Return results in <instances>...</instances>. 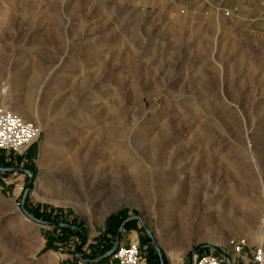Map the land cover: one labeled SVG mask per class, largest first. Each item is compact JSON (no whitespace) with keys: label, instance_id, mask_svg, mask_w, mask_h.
I'll use <instances>...</instances> for the list:
<instances>
[{"label":"rangeland","instance_id":"1","mask_svg":"<svg viewBox=\"0 0 264 264\" xmlns=\"http://www.w3.org/2000/svg\"><path fill=\"white\" fill-rule=\"evenodd\" d=\"M10 98L42 133L0 153V264H86L133 217L121 241L146 264L157 253L143 226L166 264L233 239L264 246V0H0ZM104 121L127 126V155L106 151ZM28 185L36 220L21 209Z\"/></svg>","mask_w":264,"mask_h":264},{"label":"built area","instance_id":"2","mask_svg":"<svg viewBox=\"0 0 264 264\" xmlns=\"http://www.w3.org/2000/svg\"><path fill=\"white\" fill-rule=\"evenodd\" d=\"M8 92L5 86L3 93ZM42 129L39 124L23 120L6 102L0 104V152L13 155L23 154L40 137ZM225 255L230 263L214 251L193 252L191 264H264L263 245H251L247 238L231 240ZM83 264V263H82ZM91 264V263H86ZM106 264H146L138 243L124 245L120 242Z\"/></svg>","mask_w":264,"mask_h":264},{"label":"bare ground","instance_id":"3","mask_svg":"<svg viewBox=\"0 0 264 264\" xmlns=\"http://www.w3.org/2000/svg\"><path fill=\"white\" fill-rule=\"evenodd\" d=\"M33 85V84H32ZM7 105L13 110V111H15L16 113H17V115L19 116V117H21L23 120H26V121H33V122H38V120H36V118L34 119V120H31L30 119V117L28 116V111H26V109L25 108H19V109H16V108H14V107H12V98H10L9 99V101L7 102ZM197 116V115H196ZM117 121V120H116ZM105 123H101V124H99L100 126H102V136L104 137V140H105V147H107V149H106V151L107 150H111V152H116V153H120V154H122V155H127L128 154V146H129V144H128V146H127V140H126V136L125 135H123L124 134V132L122 131V130H124L126 127H124L122 124H120V125H122L121 126V132H119V130H120V127H119V130H118V132L117 133H115V131L112 133V131L110 130V129H114L115 127H113V126H115V124L112 126V123L110 122V121H104ZM123 123H126V122H124V121H122ZM114 123H116V122H114ZM118 123H120V121L118 122ZM117 126V125H116ZM101 128V127H100ZM127 129V128H126ZM125 129V130H126ZM108 130H110V131H108ZM116 130V129H115ZM108 131V132H107ZM100 132V131H99ZM51 134V133H50ZM100 135V134H99ZM128 139V138H127ZM143 140V139H142ZM140 141V140H139ZM145 140H143V142H141V143H146V142H144ZM148 142V141H147ZM150 142V141H149ZM50 144H51V141L48 139V142H47V144L46 145H44V148H43V153L45 154L47 151H49L50 150ZM103 145H104V143H102ZM139 143H137V145H138ZM147 144V143H146ZM145 144V145H146ZM149 144V143H148ZM48 146V147H47ZM136 147V146H135ZM139 146H137V148H138ZM140 148V147H139ZM103 149V148H102ZM129 149H131V147L129 146ZM132 150V149H131ZM115 153V154H116ZM112 154V153H111ZM140 156H142L141 154H140ZM125 158H126V156H124ZM137 157V156H136ZM139 157V156H138ZM143 157V156H142ZM97 158V157H96ZM98 159H99V157H98ZM131 159V158H130ZM139 159V158H138ZM137 158L136 159H134V160H138ZM97 160V159H96ZM132 160V159H131ZM135 162V161H134ZM113 163V162H112ZM74 165H76L77 166V160L75 159V162L73 163ZM80 164V163H79ZM113 165H114V163H113ZM67 166H68V164H66V163H55L54 164V166H53V168L54 169H57V170H65L66 168H67ZM112 167V166H111ZM100 169V168H99ZM87 170V169H86ZM101 170V169H100ZM107 180V179H106ZM107 182L108 181H105V180H102L101 178L99 179L98 178V175H95L94 176V179L92 180V183L94 184L93 186L95 187V190H94V192H95V196L96 197H100L101 195H103L104 193H106L108 190H106V189H104V188H106L107 187ZM94 189V188H93ZM57 194V193H56ZM103 197V196H102ZM54 198H57L56 196H54ZM242 200V199H241ZM110 201V200H109ZM104 205H106V204H104ZM255 212H253V210L252 209H250L249 210V212L248 213H246L245 214V217H246V220L247 219H249V220H251V222L252 223H256V219H257V216L254 214ZM102 214V212L100 213V215ZM103 215V214H102ZM101 215V216H102ZM229 216V215H228ZM243 222H244V220H242V219H238V220H236L235 222L234 221H232V222H230V221H228L227 222V224L229 223V226L230 227H234V228H242V225H243ZM227 224H225V225H227ZM229 227V228H230ZM222 228H224V227H222ZM214 231V230H213ZM263 234H264V227H261V229H260V233H259V236H263ZM210 235V234H209ZM185 240V239H184ZM264 247V246H263Z\"/></svg>","mask_w":264,"mask_h":264},{"label":"water","instance_id":"4","mask_svg":"<svg viewBox=\"0 0 264 264\" xmlns=\"http://www.w3.org/2000/svg\"><path fill=\"white\" fill-rule=\"evenodd\" d=\"M4 171H11V172H24V170L22 169H19V168H12V169H4ZM30 188V185H28L27 187V190L25 191L24 193V196H23V199H22V203H21V209L22 211L24 212L25 215H27L29 218H31L32 220H36L34 217H32L28 212L27 210L24 208V202H25V199L27 197V194H28V189ZM132 220H140L139 217H133V218H129L127 220H125L123 222V224L121 225V227L119 228L118 230V234H117V240H116V243H115V246L112 248V250H110L107 254H105L103 257L101 258H98L94 261L92 260H84L82 259V262L84 263H91V264H96V263H100L101 261L105 260V259H108L113 253L114 251L116 250V248L119 246L120 242H121V236H122V233H123V230H124V227L125 225L132 221ZM42 223H45V222H42ZM46 224V223H45ZM49 224H52V225H56V226H64V227H70V228H73L75 230H77V228L75 226H70V225H67V224H62V223H49ZM147 236L149 237V239L152 240L154 246H155V249L156 251L158 252L159 256L162 257V254H161V250L160 248L158 247V245L156 244L154 238H153V235L151 234V232L145 227L143 226ZM82 232V234L85 236V233L83 231H80ZM80 248L81 246L77 249V255L80 257ZM205 249H210L214 252H216L217 254L221 255L222 257H224L228 263H230V260H229V257L225 255V253L218 249V248H215V247H212V246H203L199 252H203ZM195 253V252H194ZM162 264H164V262L162 261Z\"/></svg>","mask_w":264,"mask_h":264},{"label":"trees","instance_id":"5","mask_svg":"<svg viewBox=\"0 0 264 264\" xmlns=\"http://www.w3.org/2000/svg\"><path fill=\"white\" fill-rule=\"evenodd\" d=\"M111 219L113 220L114 217H111L110 220H111ZM133 221H134V220L128 222V223L125 225L124 229H126L128 226H131V224H132ZM123 222H124V220L119 224L118 227L111 229V230H110V233L115 232V234L117 235L118 230H119V228L121 227V225L123 224ZM110 250H112V245H108V247L105 246V247L101 250V256H103L104 254H106V253L109 252ZM199 251H200V248L197 249V250H195L194 252H199ZM203 252H204V251H203ZM156 253H157V254H156V256H155V260L149 261L148 264H162V260H161V258H160V256H159V254H158L157 251H156ZM98 258H99V256H96V257H94V258H92V259H89V260L94 261V260H96V259H98ZM105 260L107 261V259H105ZM105 260H103V261H105ZM103 261H102V262H103ZM100 263H101V262H100ZM97 264H99V263H97ZM164 264H166L165 260H164Z\"/></svg>","mask_w":264,"mask_h":264},{"label":"crops","instance_id":"6","mask_svg":"<svg viewBox=\"0 0 264 264\" xmlns=\"http://www.w3.org/2000/svg\"><path fill=\"white\" fill-rule=\"evenodd\" d=\"M0 153H3V154H6V155H9L8 153H5V152H0ZM7 169H12V168H7ZM20 169V168H19ZM6 172H11V171H6ZM128 238H132V239H135V237L138 239V234L136 231H132L130 230L129 231V234H128ZM133 241V240H132ZM123 243V241H121ZM124 244V243H123ZM125 245V244H124ZM129 245V244H126V246ZM106 264V263H105Z\"/></svg>","mask_w":264,"mask_h":264}]
</instances>
